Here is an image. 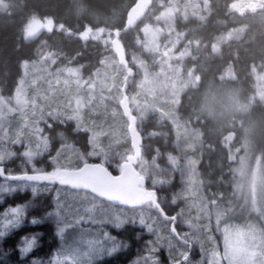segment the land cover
I'll use <instances>...</instances> for the list:
<instances>
[{"label":"rangeland","instance_id":"374dc122","mask_svg":"<svg viewBox=\"0 0 264 264\" xmlns=\"http://www.w3.org/2000/svg\"><path fill=\"white\" fill-rule=\"evenodd\" d=\"M262 4L264 0H236L233 8L255 10ZM206 7V0L159 3L140 27V39L135 41L134 48L126 49L130 66L135 71V75L128 80L127 95L139 130L143 131L140 125L149 114L157 113L171 124L177 152L175 159L170 156L162 163L158 162L157 156H142L137 169L152 190L167 189L177 178V189L170 196V202L176 206L180 217L173 234L171 226L162 221L151 207L130 209L116 206L117 211L126 216H137V221L139 212L148 213L152 218L148 222L153 223L154 228L149 233L138 222H129L121 227H137V237H142L143 242L139 253L127 264H135L138 259L143 264V257L151 247L149 241L157 248L154 255L158 257L159 264H264V214L258 196L254 194L248 204L245 203V196V201L238 196L228 202L222 211L215 201L203 194L198 173L199 158L194 153L198 138L177 114L179 97L191 79L183 73L179 63L188 56L189 49L180 45V38L173 30L174 20L177 17H200V12ZM45 23L31 19L25 26V38L31 40L42 35L48 28ZM242 31L240 26L218 35L213 49L218 51L223 42L239 38ZM81 38L88 40L87 33L84 32ZM96 38H103L102 32ZM109 42L110 37L101 43L105 45ZM65 57L53 52L47 40L42 39L35 59L22 64L13 95L8 98L0 96V165L13 159L19 160L20 156L29 169L22 173H33V170L49 173L37 165V161L46 155L48 158L52 156L50 164L54 168L51 172L97 160L103 165L111 163L119 173L121 163L132 153L128 121L122 117L120 108L126 70L110 52L104 53L98 67L89 73L83 71L84 66H74L70 58ZM231 77V68L228 67L222 78ZM255 91L259 98H264V66L262 72L255 76ZM221 92L217 96L207 94L205 100H228L226 89ZM54 124H73L74 131L87 133V149L82 151L72 143L62 142L52 151L49 130ZM232 138L229 135L223 141L230 160L243 159L238 156V148L231 146ZM244 167L242 161L239 169L243 171ZM23 183L0 181V185L16 189L0 193V200L1 196L16 191H29L33 195L50 191V186L37 183L21 188ZM32 187L37 189L36 193H33ZM84 195L85 192L58 187L52 190L48 213L56 210L57 201L67 205L79 201ZM97 200L107 207L108 202ZM244 205L245 210L239 219L237 215ZM5 210L0 212V218ZM47 216L56 230L55 219ZM104 228L112 236V230H119L111 225ZM177 237H181L182 242ZM60 244L57 237V245L46 258H28L29 253L22 257L19 252V255L27 258L26 264H32L34 260L49 264Z\"/></svg>","mask_w":264,"mask_h":264},{"label":"trees","instance_id":"16d2710c","mask_svg":"<svg viewBox=\"0 0 264 264\" xmlns=\"http://www.w3.org/2000/svg\"><path fill=\"white\" fill-rule=\"evenodd\" d=\"M0 4V96L13 95L22 64L35 59L39 42L46 39L57 55H66L72 65L84 66L89 73L98 67L104 53L112 50L111 42L103 45L107 38L113 39L114 30L125 25L127 13L136 0H1ZM144 17L133 29L121 32L119 39L125 50L133 47L140 39V27L149 18V13L157 9L159 3L169 0H149ZM207 7L200 17L175 18L173 30L179 36L180 45L188 48V56L179 63L189 79L179 97L177 114L198 138L194 153L199 158L198 173L203 194L215 201L222 211L228 202L242 196L246 204L256 194L264 214V98L255 91V76L264 66V4L255 10H236V0H206ZM31 19L47 24L42 35L26 39L25 26ZM242 26L239 38L223 42L218 51L213 43L218 35L226 34L235 27ZM87 33L84 41L82 34ZM102 32L103 38L96 36ZM102 42V43H101ZM127 53V52H126ZM64 58V60H65ZM62 60V61H64ZM230 67L232 77L222 78L224 70ZM228 92V100H205L207 94ZM128 90V88H127ZM126 90V93H127ZM122 97V96H121ZM122 117L125 118L122 114ZM138 130L139 126L137 125ZM73 124H54L49 130L51 148L55 150L62 142L72 143L82 151L87 149V133L74 131ZM143 130L142 156H157L158 162H165L177 154L171 124L157 113L148 115L140 125ZM232 135L231 146L238 148V158L232 161L225 147L224 139ZM195 143V140H193ZM67 144V143H65ZM51 155V154H49ZM18 159L21 160L20 156ZM51 157L43 155L37 165L47 172L54 168ZM19 160L5 163L7 174L16 175L27 171L26 164ZM116 162L117 160L111 159ZM244 163V170L239 166ZM89 162H98L89 160ZM81 165L73 168H78ZM105 166L113 173L118 170L111 163ZM31 173V172H28ZM0 181L2 179L0 178ZM242 181L245 183L242 184ZM15 181L12 183H19ZM23 183V182H21ZM25 183V182H24ZM29 184V183H28ZM40 185H45L37 183ZM177 178L167 189H157L158 206L148 203L158 217L171 226V233L180 223L176 206L170 196L177 189ZM48 186V185H47ZM240 186V188L238 187ZM254 186V189L253 187ZM60 186H50V191L35 195L29 191H16L1 196L0 212L9 207L23 205L25 214L18 228L8 231L0 238V264H26L21 258L19 247L23 237H37V246L28 258H46L57 245L56 230L48 219L52 190ZM147 190H152L146 185ZM245 196V197H244ZM245 205L240 208L241 214ZM36 219L37 224L31 221ZM137 227L125 226L112 234L124 247L99 264H127L139 253L143 246L142 237H137ZM182 242L181 237H177ZM161 259L164 258L160 253Z\"/></svg>","mask_w":264,"mask_h":264},{"label":"snow or ice","instance_id":"6c2138e0","mask_svg":"<svg viewBox=\"0 0 264 264\" xmlns=\"http://www.w3.org/2000/svg\"><path fill=\"white\" fill-rule=\"evenodd\" d=\"M0 176H4L6 180L25 182L21 188L28 187L27 182H58L76 190H84L85 195L79 201L67 205L57 201L56 210L48 213L49 217L55 219L56 236L61 241L60 248L53 254L49 264H97L105 256L110 257L119 252L124 245L105 230V225L120 229L129 222L133 224L138 222L147 232L154 231L153 223L148 222L152 219L148 213L139 212L137 221V216L129 217L122 211H117L116 205L137 208L146 200V194L140 192L126 175L115 179L102 169L85 168L79 172L57 169L51 173H43L33 170V174L16 176L5 175V171L0 169ZM15 190L0 185V193ZM32 191L36 193L37 189L32 187ZM89 193L91 195H88ZM97 198H100V201H107V207ZM24 214V206L17 205L6 209L0 218V238L5 237L9 230L18 228ZM31 223L37 224L39 221L33 219ZM149 245L151 247L143 257V264H159L158 257L154 255L157 248L152 241H149ZM36 246V236L23 237L19 252L22 257L26 256ZM32 264H41V261L34 260ZM135 264H141V261L138 259Z\"/></svg>","mask_w":264,"mask_h":264},{"label":"water","instance_id":"95a60500","mask_svg":"<svg viewBox=\"0 0 264 264\" xmlns=\"http://www.w3.org/2000/svg\"><path fill=\"white\" fill-rule=\"evenodd\" d=\"M149 3H150L149 0H136L135 4L130 8V10L127 13L124 27L121 30H114L113 39L111 41L112 50L117 58L118 63L126 69V75L124 77V83L122 86V99L120 101V107H121L124 117L127 118L128 120L127 132L129 135V141H130V146L132 148V153L129 154L126 157V159L121 163L120 172L118 174H113L106 166H104L101 163H90V162L83 164L81 167L77 169H63L61 171L79 172V171L84 170L85 168H89V169L97 168V169H102L103 171H105L107 174H109L111 177L115 179H119L122 175H126L127 178L133 183V185L140 192L146 194V200L143 205L147 203H152L153 205L158 206L157 195H156L155 190H151L149 191V193L146 192L144 188L146 186V179L143 176H141L140 172L136 169V166L142 157L143 135L137 128L136 117L131 111L129 101H128V95L126 93V90L128 88V84H127L128 78L134 76L135 71L132 67L129 66V61L127 59L126 50L122 42L119 39L121 32H127L129 29H133L138 23V21H140L144 17L146 13V6H148ZM0 169H3L5 171L3 165H0ZM23 174L25 173L16 174V175H23ZM27 174H33V173H27ZM5 175H9V174L5 172ZM16 175H13V176H16ZM0 178L8 182L17 181V180H6L4 176H0ZM28 183H41V184H46L48 186L57 185L61 187H66L73 191L84 192V190H76V189L71 188L70 186L60 185L58 182H55V183L28 182ZM116 206L132 208L129 206H122V205H116ZM140 207L141 206L137 208H140Z\"/></svg>","mask_w":264,"mask_h":264}]
</instances>
